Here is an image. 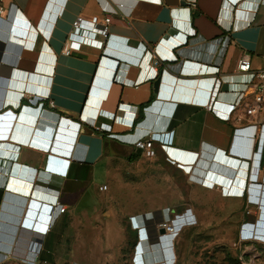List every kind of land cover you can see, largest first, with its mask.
Instances as JSON below:
<instances>
[{"label":"crops","instance_id":"1","mask_svg":"<svg viewBox=\"0 0 264 264\" xmlns=\"http://www.w3.org/2000/svg\"><path fill=\"white\" fill-rule=\"evenodd\" d=\"M1 8L0 264H155L150 228L170 208L156 199L176 195L172 182L217 199L224 213L258 210L259 223L243 226L264 242V113L237 121L233 108L250 80L237 71L240 57L264 67V0H0ZM79 17H111L110 35L90 33L65 55ZM149 138L153 158L135 147ZM124 193L150 200L128 209ZM56 202L67 212L45 233ZM126 211L140 226H127L133 241L124 226L104 241L103 257L76 251L90 245L89 214L105 221ZM195 212L176 217L171 246L159 239L157 264H178L175 242Z\"/></svg>","mask_w":264,"mask_h":264},{"label":"rangeland","instance_id":"2","mask_svg":"<svg viewBox=\"0 0 264 264\" xmlns=\"http://www.w3.org/2000/svg\"><path fill=\"white\" fill-rule=\"evenodd\" d=\"M104 182L107 183V179H99L97 184L101 185ZM170 184L175 185L177 190L176 195L172 198L156 199V201L168 203L170 208L164 209L156 214V222L153 226V237L156 238V244L154 245L156 246H154V249L152 248L153 250L149 253V258L151 257V260H153L155 264L162 261V250L159 245L160 238L159 231H157V223L161 220H175L177 216H183L187 211L191 210L196 211L195 216L197 220L196 223L194 220V224H192V222L190 225L185 226L178 235V239L175 242V253L178 257V264H189L192 256H194L195 261L198 259L201 264H264V242L248 238V233L246 231L248 229L246 226H243L247 223H259L258 221H260L262 215L258 213V210L255 209L252 214L250 208H243L242 214L224 213L226 206L219 207L218 204H215L217 199H210L208 195L201 192L195 194L193 190L184 188L183 183H180L183 189L181 191L179 189L180 187H178L179 183L172 182ZM109 185L111 189L115 187V193L118 195L117 184L115 182H110ZM111 193H113V190L108 193L97 195L99 199L102 200L106 195ZM123 198L126 199V203L127 201L129 203H127L128 209L129 207L132 209L145 207L147 204L144 201L149 202L150 200L134 198L130 193H124L122 199ZM117 200L119 202L120 198L118 197ZM152 201H155V199H152ZM228 205L235 206L236 203H228ZM226 214H228V217ZM89 216L91 218L93 217L94 220V222H92L93 225L90 224L94 228L92 227L86 230V243H90V245L86 248L76 247L75 249L77 252L84 251V253L87 254L88 249H91L93 255L95 253V258L96 256L103 257L102 253L105 248L104 241L117 237L114 234L118 232L119 227H123L124 229V226H126L127 232L124 230L123 238L129 241L134 240L132 232L127 228L130 224L132 229H135V217L130 216V213H123L121 216L115 215L112 220L105 221L103 218H97L98 215L95 214H89ZM188 216L189 215L184 216L181 222L188 223ZM96 221H100L103 227L98 228L95 225ZM136 248L137 246L133 248L128 247L127 257H130ZM66 250L70 252L72 246H68ZM156 253H158V255ZM104 255L106 257V254ZM86 256H88V254ZM228 257H231L230 260Z\"/></svg>","mask_w":264,"mask_h":264},{"label":"built area","instance_id":"3","mask_svg":"<svg viewBox=\"0 0 264 264\" xmlns=\"http://www.w3.org/2000/svg\"><path fill=\"white\" fill-rule=\"evenodd\" d=\"M2 8L0 12H2ZM111 21V17H107L104 23H95L92 21H88L82 17L77 18V20L73 23V30L69 35L67 47L64 49L63 53L65 55H71L73 47H80L86 41L87 35L90 33L100 34L107 37L109 34V23ZM192 35H195V31L189 32ZM159 61L155 62V65H159ZM237 71L242 74L250 75V80L246 83L243 91L241 92L237 103L233 106L235 111L241 112V114L237 115L236 120L242 121L246 118H257L264 113V67L260 70L254 71L252 69L251 58L250 55L244 53L237 65ZM218 74V73H216ZM53 106V103H51ZM209 106H207V109ZM38 144L33 145L34 147L42 150H46V147H50L49 143L37 142ZM135 147L142 151V153L148 157L153 158L156 155L154 149V143L151 138L146 140H139L135 143ZM68 159L74 161L75 159L71 155H68ZM101 191L107 190V186H103L100 188ZM54 213L55 217L53 221H51L45 229V233L49 232L51 226L56 221L57 216L65 214L67 212V207L62 205L60 202H56L55 205L50 206ZM250 213V212H249ZM175 220H161L157 223V231L160 229H165L166 233H172L175 229ZM53 222V223H52ZM134 228L140 230L139 222L134 221ZM159 238L161 240V236L159 234ZM141 250H139L140 252ZM142 256V255H141Z\"/></svg>","mask_w":264,"mask_h":264},{"label":"water","instance_id":"4","mask_svg":"<svg viewBox=\"0 0 264 264\" xmlns=\"http://www.w3.org/2000/svg\"><path fill=\"white\" fill-rule=\"evenodd\" d=\"M177 229H178V228H176V230H177ZM176 233H177V232H176ZM176 233H175V234H176ZM159 234H160V236H161V240H166V241H168L169 246L172 245V240H173L175 234H173V235L170 236V237H166V231H165V229H160V230H159ZM161 240H160V242H161ZM168 264H171V261H170Z\"/></svg>","mask_w":264,"mask_h":264},{"label":"bare ground","instance_id":"5","mask_svg":"<svg viewBox=\"0 0 264 264\" xmlns=\"http://www.w3.org/2000/svg\"><path fill=\"white\" fill-rule=\"evenodd\" d=\"M178 225H175V229H174V232H172V233H166V237H170V236H172L173 234H175L176 232H177V230H176V227H177ZM161 243L163 244V243H165V240H161Z\"/></svg>","mask_w":264,"mask_h":264},{"label":"trees","instance_id":"6","mask_svg":"<svg viewBox=\"0 0 264 264\" xmlns=\"http://www.w3.org/2000/svg\"><path fill=\"white\" fill-rule=\"evenodd\" d=\"M151 230H150V232H151V234H152V236H153V232H154V230H153V228H150ZM153 230V231H152ZM155 236V235H154ZM155 241V240H154ZM230 258L231 257H228V259L230 260Z\"/></svg>","mask_w":264,"mask_h":264},{"label":"flooded vegetation","instance_id":"7","mask_svg":"<svg viewBox=\"0 0 264 264\" xmlns=\"http://www.w3.org/2000/svg\"><path fill=\"white\" fill-rule=\"evenodd\" d=\"M260 227V225H258V228ZM252 229V228H251ZM255 229H257V228H253V230H255ZM256 232V234H261L260 232H258V231H255Z\"/></svg>","mask_w":264,"mask_h":264}]
</instances>
